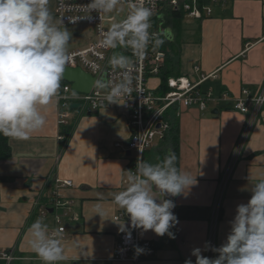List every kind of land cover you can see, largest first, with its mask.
I'll return each instance as SVG.
<instances>
[{
  "label": "crops",
  "instance_id": "obj_1",
  "mask_svg": "<svg viewBox=\"0 0 264 264\" xmlns=\"http://www.w3.org/2000/svg\"><path fill=\"white\" fill-rule=\"evenodd\" d=\"M197 2L199 7L210 6L212 14L200 20L185 15L180 29L170 28L173 57L167 64L171 77L195 83L204 79L201 90L212 94L206 110L180 107L171 112L178 126L176 165L197 183L186 195L164 197L176 205L178 224L171 229L175 239L141 230V239L150 241L156 253L141 254L138 264H184L189 258L195 264L194 248L209 257L205 243L212 239L213 247H219L226 241L237 205L250 200L251 187L264 177V108L251 127L250 116L235 108L244 90L255 97L264 87V0ZM55 4L49 0L53 18L59 21ZM67 29L68 52L95 40L82 45L74 37L76 28ZM148 83L159 90L162 77ZM64 85L72 88L63 76L57 96L41 109L44 128L28 140L10 138L11 156L0 161V252L15 255L11 264H44L30 246L29 228L39 219L49 232L55 229L53 203L59 198L70 205L63 219L66 237L61 239L65 258L57 264H134L114 261L124 232L114 220L122 209L113 202V193L127 188V171L138 155L128 149V113L120 101L93 112L73 109L70 132L60 140L58 96ZM165 139L158 138L145 161L155 164L173 152V143ZM57 180L74 185L60 188ZM44 206L47 215L41 214ZM98 206L101 217L96 215ZM215 257L211 251L209 258Z\"/></svg>",
  "mask_w": 264,
  "mask_h": 264
},
{
  "label": "clouds",
  "instance_id": "obj_2",
  "mask_svg": "<svg viewBox=\"0 0 264 264\" xmlns=\"http://www.w3.org/2000/svg\"><path fill=\"white\" fill-rule=\"evenodd\" d=\"M151 3L152 0H90L80 6L89 13L80 19H90L91 13L96 12L99 17L112 20L107 30L100 33L97 47H120L132 52V57L113 52L109 58L111 68L121 70L119 82L103 78L95 82L97 88L108 90L109 103L119 104L133 91V57L139 60L149 45L156 50L172 39L170 28L150 31L154 14ZM70 41L71 32L62 21L54 20L49 0H0V135L28 140L44 128L46 117L41 109L58 94L70 59ZM92 67L99 68L95 64ZM176 160L175 153L169 151L155 164L138 159L136 170L127 171L128 186L113 193V202L126 212L132 228L175 239L171 229L178 224L173 212L176 205L164 197L186 195L197 183L196 177L177 167ZM250 191V200L235 209L226 241L219 247L205 243L204 251L210 250L216 257L204 256L200 248H194L191 256L195 257V264H264V177ZM96 215H103L99 206ZM116 224L130 239L131 231L124 221ZM29 232L30 246L44 264H57L65 258L59 231L49 235L48 226L38 219ZM144 251L135 248L137 256ZM3 258L9 264L13 259L7 253ZM184 264L193 261L189 258Z\"/></svg>",
  "mask_w": 264,
  "mask_h": 264
},
{
  "label": "built area",
  "instance_id": "obj_3",
  "mask_svg": "<svg viewBox=\"0 0 264 264\" xmlns=\"http://www.w3.org/2000/svg\"><path fill=\"white\" fill-rule=\"evenodd\" d=\"M90 3V0H56L55 14L59 21H62L66 28H74L80 25H87L91 27L95 33V40L86 48L72 50L69 52L70 59L67 67L80 68L92 76L103 78L105 80H112L113 82L120 81V69L113 70L109 64V58L113 52H122L125 55L132 57L130 49H102L97 47L98 41L102 38L100 33L106 31L107 27L112 23L111 19H106L103 15L99 17L96 12L91 13L90 19H80L89 15L80 6ZM153 7L152 28L150 31L157 32L165 28V13L168 11H184L186 16L192 19L200 20L204 17L211 16L212 9L210 6L199 7L197 0H152L149 5ZM121 15H123L121 13ZM169 58L168 51L156 49L153 50L149 45L146 55L136 60L133 57L136 67L133 72V91L127 98L120 99L124 109L128 113L129 128L131 137L128 143L130 151L137 152V157L133 162L131 171L136 170L138 159L145 160V154L154 147L155 140H164L166 135L170 132L173 123L171 119V112L180 107H198L206 110L209 102L212 101V94L203 92L200 88L204 79L200 82H193L188 77H170L167 81L169 91L165 94H160L159 90L152 89L149 86V79L153 77H161L166 61ZM98 65L99 68L94 70L92 65ZM108 90L99 89L95 86L90 94H80L74 92L70 86H64L62 93L58 96L59 101V120L58 124L60 131L69 127L70 119L72 117V105L80 104L81 111L93 112L105 107L109 102L106 99ZM235 108L250 116L249 127L258 118L262 109L264 108V87L260 94L251 97L247 90L243 91L242 97L237 99ZM160 127L158 128V126ZM65 136L60 135V140H64ZM121 147V145H117ZM58 187H72V181H56ZM125 184H128L127 180ZM218 203L216 204L215 217L218 218L221 194L219 195ZM69 203H64L59 198L53 203V210L55 211L56 228L49 232L53 235L59 231L60 239L66 237V228L63 223L66 209ZM52 209V208H51ZM41 214H49L48 207H41ZM67 217V216H66ZM115 221H124L129 231H131V238L126 237V233H122L119 237L118 243L114 251V261L116 262H130L138 264L141 260V254L136 255L135 248L138 246L143 248L148 256H153L156 249L150 241L142 240L140 232L142 229H134L131 227L130 218L122 209L114 217ZM210 245L213 246L211 239ZM13 257L11 263L17 260L15 255L9 251L0 252V260L9 264L3 257L5 254ZM211 257V251L210 256Z\"/></svg>",
  "mask_w": 264,
  "mask_h": 264
},
{
  "label": "trees",
  "instance_id": "obj_4",
  "mask_svg": "<svg viewBox=\"0 0 264 264\" xmlns=\"http://www.w3.org/2000/svg\"><path fill=\"white\" fill-rule=\"evenodd\" d=\"M185 12L184 11H168L165 13L166 16V22H165V28H176L180 29L181 23L183 19L185 18ZM170 46V40H166L165 43L158 49L167 51ZM169 58L166 61V69L162 72V85L159 88L160 94H165L169 91V88L167 86L168 79L172 76V71L169 70ZM164 66V67H165ZM66 86V85H64ZM63 86V88H64ZM70 132V127L62 131V134L66 137L68 133ZM178 126L173 125L170 132L168 133V136L166 137V141H171L173 143V152L175 153L176 157L178 156ZM10 138L3 135H0V161L7 160L11 156V147H10ZM1 183V179H0ZM0 264H7V262L0 260Z\"/></svg>",
  "mask_w": 264,
  "mask_h": 264
},
{
  "label": "water",
  "instance_id": "obj_5",
  "mask_svg": "<svg viewBox=\"0 0 264 264\" xmlns=\"http://www.w3.org/2000/svg\"><path fill=\"white\" fill-rule=\"evenodd\" d=\"M64 79L72 85V90L80 94H90L95 88V82L98 77L92 76L84 70L67 67L64 73ZM80 104H73L72 109H80ZM160 125L158 126V128ZM53 212L52 210L50 211Z\"/></svg>",
  "mask_w": 264,
  "mask_h": 264
},
{
  "label": "rangeland",
  "instance_id": "obj_6",
  "mask_svg": "<svg viewBox=\"0 0 264 264\" xmlns=\"http://www.w3.org/2000/svg\"><path fill=\"white\" fill-rule=\"evenodd\" d=\"M74 28H76V30H77L74 37L82 45H84L87 42L92 41L95 38V33H94L93 29L87 25H80V26H76ZM168 54H169V57H171V58L173 57L172 56L173 50H172L171 46L168 48ZM157 142H158V139L155 140V144Z\"/></svg>",
  "mask_w": 264,
  "mask_h": 264
}]
</instances>
